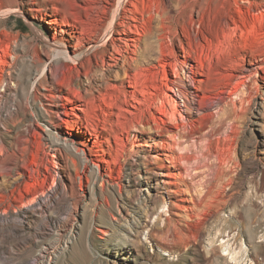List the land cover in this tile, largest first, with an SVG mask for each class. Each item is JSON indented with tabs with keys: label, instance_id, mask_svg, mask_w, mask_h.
<instances>
[{
	"label": "bare ground",
	"instance_id": "1",
	"mask_svg": "<svg viewBox=\"0 0 264 264\" xmlns=\"http://www.w3.org/2000/svg\"><path fill=\"white\" fill-rule=\"evenodd\" d=\"M69 1L0 0V17L25 8L31 17L45 22L56 50L50 56L42 47L29 44L19 53L13 48L16 37L11 39L9 30L0 28V190L7 192L6 184L13 186L15 198V193L29 194L42 177L43 182L53 179L36 193L30 206H20L10 214L8 208L0 207V226L15 231L52 207L73 214L79 195L71 189L73 181L68 177L79 168L73 159L86 158L85 149L75 141V118H80L76 110L86 112L89 104L91 110H103L102 105L116 109L117 121L108 124L115 123L129 139L113 157L116 166H108L107 183L117 185L120 195L125 188L131 196L139 190L137 179L145 180L146 188L155 190L151 197L157 199V218L165 229L169 232L175 226L181 234L200 235V228L194 232L189 221L201 226L216 217L230 183L215 192L226 174L219 171L208 179L202 173L212 166L203 167L199 160L212 154L210 136L217 125L223 120L225 125L237 122L238 108L252 101L253 94L244 97L248 84L264 87V0H72L83 10L80 18L52 16ZM217 39L218 52L227 51L223 58L214 57ZM92 53L97 56L94 60ZM20 58L34 68L29 87L22 70L17 72ZM73 97L85 107L77 106ZM260 99L264 109V96ZM32 102L39 104L37 113L46 121L43 134L38 131ZM62 122L69 131L62 130ZM25 143L46 149L45 171L28 172L20 165ZM95 146L104 155L102 142L97 139ZM103 155L95 156L101 161ZM136 155L138 159L131 160ZM141 171L143 175L136 177ZM142 201L145 216L129 222L128 231L134 235L154 228L150 223L153 205ZM65 203H72L71 207ZM222 238L213 248L225 252L219 253L221 264H239L246 254L243 241L234 246L231 239ZM49 248L40 243L38 254Z\"/></svg>",
	"mask_w": 264,
	"mask_h": 264
},
{
	"label": "rangeland",
	"instance_id": "2",
	"mask_svg": "<svg viewBox=\"0 0 264 264\" xmlns=\"http://www.w3.org/2000/svg\"><path fill=\"white\" fill-rule=\"evenodd\" d=\"M71 1L57 11L54 10L52 16H57L60 20L68 18L72 21L80 18L83 10ZM78 3L81 4V2ZM113 8L115 7L112 6L110 12ZM1 27L9 30L11 39L16 37L13 48L19 53L21 50L26 51L30 45L36 44L50 56L55 55L56 50L51 46L53 44L51 30L47 28L45 22L31 17L25 8L2 15ZM67 28L68 32H71V27L67 26ZM219 42L217 39L213 53L214 57L223 58L227 51L218 52ZM96 57V53L91 54L92 60ZM20 61L21 58L17 61V72L18 69L22 70L23 80L29 82V87L34 68L27 67ZM256 86L248 84L246 88L248 94L246 92L244 97L253 94L252 103L249 101L245 105L244 102V106H240L242 110L238 108L236 112L241 117L238 116L237 122L233 121L235 124L230 121L234 127L233 125V128L230 127V122L225 125L227 122L223 120L212 131L215 132L210 136V146L215 156L210 154L206 159L200 158L199 165L212 166V169L205 173L203 168L202 175H208V179H213L219 171L226 174L222 184L214 189L215 192L222 191L226 183L230 185L226 184L225 202L218 207L217 211H220L216 214L217 218L213 217L201 226L194 220L189 221L192 230L196 232L200 228L201 234L188 236L179 233L178 227L175 226H171L172 231L169 232L167 228L165 229L166 226L162 220L157 218L159 211L156 207L157 199L154 200L151 197L155 190L149 191L145 180L137 179L140 182L139 190L131 196V192L125 191V188L120 195L117 185L111 186V181L107 183L108 166L110 168L116 166L113 157H116L119 148L129 139L126 133L121 134L120 127L115 123L112 126L108 124V122L117 121L118 115L114 114L116 109L102 105L103 110L98 107L91 110L89 104L85 107L81 101L73 97L77 106L86 109V112L77 109L80 118H75L78 121L75 130L78 136L75 138L76 145L85 149L86 158L79 160L73 157L79 168H76V171L72 170L70 176L66 168L64 169L68 178L71 177L70 180L73 181L71 189L79 195L75 200L76 204L73 202V207L76 209L71 216H68L62 209L52 207L53 209L50 208L45 213L35 214L29 222H24L15 228V231L9 227L0 226V264H221L219 255L225 252L213 249L221 241L220 236H224L222 238L224 240L231 239L230 243H234V246L243 241L246 254L239 264H250V262L264 264V114H262L264 109L258 103L261 100L260 97L264 96V87L259 86L255 89ZM38 105L37 102H32L31 109L36 113L37 122L40 125L38 131L43 134L46 121L37 113ZM245 107L248 108L244 109ZM61 128L70 130L65 122L61 123ZM91 131L92 134L89 133ZM97 139L102 142L104 155L96 151ZM45 151L46 149H38L36 146L31 148L25 143L19 155L20 165L26 166L28 172L38 168L42 172L45 171L47 164V151ZM97 153L104 156L101 157L103 162L95 156ZM138 157L133 156L131 160L136 161ZM224 158L228 160L227 163ZM97 165L100 166V170ZM7 172L11 173L10 170ZM138 173L142 174L143 171L134 175L137 177ZM80 174L81 178H79ZM102 174L104 179L101 177ZM52 180V177H49L46 182H43L42 177L29 194L19 196L15 193V198L11 195L14 187L6 184L8 191L5 192L4 188L0 190L1 209L8 208L7 214H10L20 206H30L34 202L36 193L52 183ZM121 182L126 183L125 179ZM196 182H199L198 179ZM20 189H23V186ZM147 190L150 193L148 197ZM158 192L161 193L160 190ZM143 198L153 205L150 223L154 224V228L152 232L144 229V232L134 235L128 231L129 222L138 216L142 220L145 216L146 208L143 205ZM70 204L72 203H65V206L70 208ZM176 231L182 236L179 237L181 239L177 237L179 234L177 235ZM228 234H230L229 237ZM212 236L215 240L210 239ZM40 243L51 246L43 255L38 254Z\"/></svg>",
	"mask_w": 264,
	"mask_h": 264
}]
</instances>
